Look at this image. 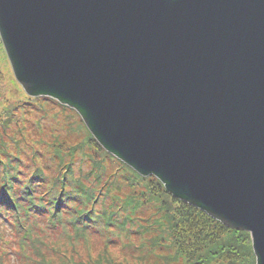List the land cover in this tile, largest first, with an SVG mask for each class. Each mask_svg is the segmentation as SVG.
Listing matches in <instances>:
<instances>
[{"label":"water","instance_id":"1","mask_svg":"<svg viewBox=\"0 0 264 264\" xmlns=\"http://www.w3.org/2000/svg\"><path fill=\"white\" fill-rule=\"evenodd\" d=\"M0 40L28 95L264 264V0H0Z\"/></svg>","mask_w":264,"mask_h":264},{"label":"rangeland","instance_id":"2","mask_svg":"<svg viewBox=\"0 0 264 264\" xmlns=\"http://www.w3.org/2000/svg\"><path fill=\"white\" fill-rule=\"evenodd\" d=\"M23 101L26 110L19 106ZM88 134V129L75 110L53 98L32 97L22 90L13 76L0 40V142L9 154H16L14 161L19 171L28 174L30 169L42 162L47 173L52 175L59 172V167L66 166L71 161L75 171L83 172V179L88 181L89 170L95 162H100L106 171L107 178L104 181L110 180L115 198L123 201L126 193L131 195L126 212L131 213L128 214L133 222L129 225L132 227L129 232L122 235L123 240L116 243L114 240L107 241L110 238L106 235L109 234L93 235L88 253L92 258L97 255L103 257L106 262L100 261L99 264H164L166 258L174 255L175 247L171 233L168 234L162 227L164 208L159 200L164 199L163 195L158 196L156 188L154 191L144 189V183L137 175H133L113 155L105 156L103 150H99L89 139ZM102 184L103 179L99 181V185L103 186ZM140 191L144 194L141 199L136 197ZM31 217L22 221L23 226H17V230L8 228L7 234L1 228L4 236L0 234V264H39L33 258L34 255L39 257L40 250H44L40 264H45V257H50L49 260L52 261L62 259L61 251L56 247L61 248L60 244L66 243L64 235L73 236L70 235L71 231L62 233L56 229L50 233L37 234L38 225ZM235 230L228 228L223 231L220 239H224L210 243L202 251L213 246L218 254L220 247L226 242L225 238H230V241L235 239V235L232 236ZM112 235L114 237V233ZM241 235L247 240L238 250V258L231 260L213 254L208 256L211 260L207 264H255L249 235ZM24 237L27 238L22 239ZM70 245L67 242L66 246ZM76 248V258H79L78 253L86 256L83 244L77 243ZM169 264L181 263L171 260Z\"/></svg>","mask_w":264,"mask_h":264},{"label":"trees","instance_id":"3","mask_svg":"<svg viewBox=\"0 0 264 264\" xmlns=\"http://www.w3.org/2000/svg\"><path fill=\"white\" fill-rule=\"evenodd\" d=\"M19 106L25 110L27 108L25 101ZM88 135L94 145L99 150H103L90 133ZM103 152L105 156L109 155L105 150ZM15 155L9 154L6 147L0 142L1 223L10 222L16 229L17 226H23L22 221L32 216L31 218L36 223H45L50 228L64 232L71 231L72 239H80L71 243L70 247L65 245L59 250L61 251V260L48 264L106 262L99 255L92 258L88 253V245L92 242L93 235L109 234L106 235L108 239L110 238L108 241L114 240L116 243L122 239V235L129 232L132 228L129 225L133 219L129 215L131 213L126 212V206L131 202V195L126 193V199L123 201L115 198L110 180L104 181L107 178L106 171L100 162H95L93 168L89 170L90 179L87 181L83 179V172L75 171L71 161L66 163V166L59 167V172L52 175L47 173L43 164L44 168L41 165H36L34 169H30L28 174H24L19 171L14 161L16 160ZM122 164L133 175L140 178L144 183V189L154 191L156 188L157 195L162 194L164 197L159 200L164 208L162 227L168 234L171 233L175 247L174 255L166 258L164 264H169L171 260H176L181 264H207L211 260L209 259L211 257L208 258V256L216 255L217 251L213 246L207 248L205 252L202 250L210 243L224 239H220V237L223 231L228 228L204 211L174 198L154 176H140L123 162ZM102 179L103 186L99 185V181ZM142 192L140 191L136 197L141 199L144 195ZM112 233H114V237ZM241 234L248 236L247 232L235 230L232 234V236L235 235L233 241H230V238H225L226 242L222 244L218 254L231 260L238 258V250L240 251L243 243L247 240ZM25 238L27 237L22 239ZM77 243L86 247V256L78 253L79 258H76L74 254L78 250ZM34 261L40 264L42 259L34 258Z\"/></svg>","mask_w":264,"mask_h":264},{"label":"bare ground","instance_id":"4","mask_svg":"<svg viewBox=\"0 0 264 264\" xmlns=\"http://www.w3.org/2000/svg\"><path fill=\"white\" fill-rule=\"evenodd\" d=\"M3 45V44H2ZM4 47V46H3ZM86 126V125H85ZM87 127V126H86ZM91 136H93L92 135V133H91ZM94 137V136H93ZM109 155H112V153H110V152H107ZM141 176H143V175H141ZM148 176H152V175H146V176H143V177H148ZM238 231H243V230H238ZM244 232H247L246 230H244ZM251 239V238H250Z\"/></svg>","mask_w":264,"mask_h":264}]
</instances>
